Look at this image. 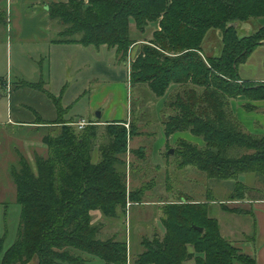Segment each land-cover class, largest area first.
Segmentation results:
<instances>
[{
  "label": "trees",
  "instance_id": "trees-1",
  "mask_svg": "<svg viewBox=\"0 0 264 264\" xmlns=\"http://www.w3.org/2000/svg\"><path fill=\"white\" fill-rule=\"evenodd\" d=\"M46 12L60 27L52 43L105 47L114 51V62L121 66L129 65L131 48L139 42L132 27L139 36L153 29L130 63L129 83L146 90L153 104L164 101L159 115L166 138L189 133L203 142L198 146L178 140L176 167L192 168L207 181H234L230 202L264 199L241 181V176L253 174L264 186V134L246 132L230 107L238 97L264 100V85L245 86L238 76L239 66L264 43V25L246 37L235 27L264 20V0H66L49 4ZM5 24L6 13L0 10V26ZM211 30L221 35L218 57L203 56L202 43ZM40 85L22 86L43 91ZM47 97L61 120L65 110L59 99ZM63 123L59 133L42 136L45 155L33 153V166L20 158L10 168L21 210L13 244L4 249L6 228L0 238V264H86L93 258L102 264H127L126 243L114 236L100 239L103 226L93 222L91 213L113 219L118 209L125 210V156L135 133L131 126L127 131L124 122L101 129L89 122L81 130L67 125L73 122ZM99 136L104 143L97 146ZM96 146L99 160L93 163ZM160 220L164 236L147 240L132 264H256L222 237L207 203L180 198L165 208Z\"/></svg>",
  "mask_w": 264,
  "mask_h": 264
},
{
  "label": "rangeland",
  "instance_id": "rangeland-1",
  "mask_svg": "<svg viewBox=\"0 0 264 264\" xmlns=\"http://www.w3.org/2000/svg\"><path fill=\"white\" fill-rule=\"evenodd\" d=\"M4 12L8 18L10 9L5 8ZM11 14L13 19L12 23L19 22L17 20L19 17L16 16L17 12L14 7L11 9ZM263 25L264 20H249L245 23H237L235 27L240 37H246L253 34ZM152 30H148L144 36H139L134 29L131 30L134 37L139 40L138 47L135 52L129 54L127 58V62H129L127 64L129 65H114L118 68L117 71H122L123 73L126 70L129 71L130 63H133L139 56L143 46L142 43H145L144 40L151 37ZM12 37H15L14 34H11ZM13 38L11 40V49L7 50L4 45L0 46V81L3 80L9 84L11 83L13 86L20 84L19 81L22 80L37 82L38 79L34 78V71L38 70V66L37 64L36 66L32 65L30 61V58L33 57V53L36 50L34 49L35 45L31 43L19 45ZM221 48L220 32L216 30L209 31L202 43V52H205L203 56L218 57L221 53ZM89 49V51H95L93 48ZM113 62V60L111 62L105 61V66L111 68ZM238 73L240 77H255L256 66L248 67L240 65ZM116 75L119 76L120 73ZM116 77L112 79L110 76H107L103 79V88L106 90L115 85H119L121 88L114 87L109 89V93L111 94L107 102H104L105 105L93 114H90V117L89 112H87L88 114L83 113V108L86 105L82 102L78 103L75 106L74 112L69 114L73 119H70L66 115H63L61 120L55 119L50 122H44L37 118L33 122L34 127L28 124L12 125L6 123L10 99L6 98V95L0 90V95H2V99H0V238L5 234L6 228L7 234L4 249L10 247L15 241L19 223V206L15 202V186L10 178V168L16 166L20 158L28 160L33 166V153L45 155V148L41 145L42 136L46 133H59L60 129L66 125L63 122H73L67 125L77 128V122L80 120L77 121L78 119L74 115L76 112L79 114L82 113V116L84 115L86 120L89 118L94 120L84 121L87 124L91 122L93 125H98L100 129L111 124V122L102 123L98 121L97 114H100L102 110L105 111V108L109 106V101L113 97L114 108H123L125 129L128 131L131 126L135 133V136L130 140V144L129 142L127 143V152H129L130 147L131 151L137 150L140 154L133 155L130 153V155L126 154L125 156L127 200L123 213L118 209L117 216L113 219L104 218L101 214H99V217L93 215V222L101 223L103 226L100 230V239L103 240L114 236L116 240L125 242L127 247V264H132L144 250L142 245L147 243V240L151 241L155 236L162 239L164 236V228L160 219L163 211L166 207H169L181 198L183 201L190 200L193 203H207L209 215L218 221L222 235L224 234L225 238H229L227 240L233 245L235 241L241 242L244 239L251 241L255 234L253 216H251L249 211L246 214L237 215L221 210V208H232L230 207L231 202L228 201L229 195L221 185L223 182L207 181L203 175L192 168L178 169L176 167L177 159L174 155L176 143L172 146L168 141L161 149V159L167 166L161 168L153 165L151 160L152 145L159 143L163 138L160 116L158 118V115L155 114L154 117L152 113L160 108H156L158 102L153 104V98L148 95L146 90L141 89L139 86L131 88L130 83L126 82L124 76H119V79ZM239 83L245 84L248 87L264 85V83L257 84L241 82L240 80ZM94 86L95 84L89 89L90 92L96 90ZM38 88L43 89V86L40 85ZM105 92L108 93V91ZM15 97L12 101L15 100ZM31 97V95L27 96L28 99H25L22 108L26 114L35 117L28 110V102H30ZM45 98L47 99V97ZM45 114H47L46 111ZM186 136L191 137V140L185 138L186 141L188 140L190 143L202 146L201 139L194 138L189 133H186ZM96 143L97 146H100L104 143V139H101L99 136ZM97 146L92 154L93 163L97 157L99 160ZM256 179L257 177L253 174L241 176L243 184L249 183L248 186L250 188L258 189L253 195L264 197V186L257 183ZM226 183H233V181H227ZM165 189H167V193ZM132 193L136 196L134 200H130L128 196ZM253 195L250 194L249 197ZM225 228H230L228 230L231 232L230 236L226 235L227 230ZM243 233L245 234V238L242 237ZM187 250L188 252H192V248H188ZM86 264H102V262L93 258Z\"/></svg>",
  "mask_w": 264,
  "mask_h": 264
},
{
  "label": "crops",
  "instance_id": "crops-1",
  "mask_svg": "<svg viewBox=\"0 0 264 264\" xmlns=\"http://www.w3.org/2000/svg\"><path fill=\"white\" fill-rule=\"evenodd\" d=\"M65 1L66 0H0V10L4 11L5 8L10 9V12H8L9 17H6L5 26H0V46L4 45L5 49H11V40L13 38H11V34H14L15 37L13 39H15L16 43L19 45L26 43L34 44V49L36 50L33 53V57L30 58V61L32 65L36 66L37 64L38 66V70L34 71V78L38 79L37 82L22 80L19 81L20 84L13 86L11 83L9 84L3 80L0 81V90L6 95V98L10 99L6 123L12 125L28 124L34 127L33 122L37 118L44 122H50L57 119L56 108L52 100L47 97V94L53 97V99H59L61 108L65 110V115L70 119L73 118H71L69 114L74 112L75 106L78 103L82 102L86 105L83 108V113L89 112L90 117V114H93L96 110L101 109L105 105L104 102H107L108 97L111 94L109 93V89L114 87L121 88L119 85H115L105 90L103 88V79L107 76L115 79L117 76L116 74L120 73L119 76H124L126 82L129 83V71L126 70L127 67L125 73H123L122 71H117L118 68L114 66L117 65L115 62L112 63L111 68L105 66V61H114L113 50L109 51L105 47H102L99 50L94 49L95 51H89V48L92 47H83L77 43H52V40L58 33L60 27H58L55 22L49 20L46 9L49 4L65 3ZM12 7L16 9V16L19 17L17 19L19 22L12 23ZM132 29H134V27H132ZM138 43L131 48L130 53L135 52ZM203 53L205 52L203 51ZM242 66H256V73H254L256 76L240 77L238 73L241 82L257 84L264 83V43L250 54ZM119 76L116 78L119 79ZM93 81L96 83H93ZM98 82H100V84H98ZM25 83H41L43 91L23 87L22 85ZM94 84L96 90L90 92L89 89ZM104 91H108V93H104ZM29 95L32 97L31 99L29 98L30 102H28V110L32 115L34 114L35 117L26 114L22 108L25 99H28L27 96ZM14 97L15 100L12 101ZM45 97H47L48 100ZM0 99H2V95H0ZM113 99L114 97L109 101V106L105 108V111L102 110L99 114V118H97L98 121L102 123L125 121L123 120V108H114ZM163 102V100H160L156 104V108L160 107L159 109L161 110ZM247 106L250 108L248 109ZM230 107L246 132L253 135L264 134V100L247 101L244 97H238L237 99L230 101ZM159 109H156V113L154 111L152 112L154 117L156 114L159 118ZM45 111L47 114H45ZM74 115H76L75 117L78 119L77 121L86 120L85 116H82V113L79 114L76 112ZM86 121L94 120L89 118ZM185 138L191 140V137L189 138L186 136V133H175L168 138L163 134L162 140L159 143L152 145L151 160L153 165L161 168L167 166V164L163 163L161 159V149L168 141L173 146L176 141L185 140ZM130 140L132 139L128 140L129 144ZM197 142L199 141L197 140ZM130 153L131 150L129 147L127 155H130ZM94 161V163H96L98 157ZM226 182L227 181L223 182L221 185L226 189L228 195H230L234 188V181L233 183L228 184ZM244 185L250 188V186H248L249 183H244ZM165 191L166 193L168 192L167 189H165ZM230 205L232 208L249 211L254 218L255 224L253 242L244 239L241 242L235 241L234 246L244 255L253 257L256 264H264V199L253 200L245 198V200L240 202L231 201ZM20 210L19 207V215ZM99 214L100 212L98 211L91 213L92 217L93 215L99 217ZM219 229L221 233L220 226ZM225 230H227L226 235L230 236L231 232L228 231L230 228H225ZM242 235V237L245 238V234L243 233ZM223 238H225V235ZM225 239L227 240L229 238L226 237ZM28 264H37V261H32Z\"/></svg>",
  "mask_w": 264,
  "mask_h": 264
},
{
  "label": "built area",
  "instance_id": "built-area-1",
  "mask_svg": "<svg viewBox=\"0 0 264 264\" xmlns=\"http://www.w3.org/2000/svg\"><path fill=\"white\" fill-rule=\"evenodd\" d=\"M86 125H88V124L84 120H80L79 122H77V128L79 130L83 129Z\"/></svg>",
  "mask_w": 264,
  "mask_h": 264
},
{
  "label": "water",
  "instance_id": "water-1",
  "mask_svg": "<svg viewBox=\"0 0 264 264\" xmlns=\"http://www.w3.org/2000/svg\"><path fill=\"white\" fill-rule=\"evenodd\" d=\"M97 117L99 118V114H97ZM172 153V152H171ZM200 232L202 231L201 229H198Z\"/></svg>",
  "mask_w": 264,
  "mask_h": 264
}]
</instances>
